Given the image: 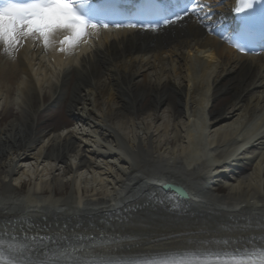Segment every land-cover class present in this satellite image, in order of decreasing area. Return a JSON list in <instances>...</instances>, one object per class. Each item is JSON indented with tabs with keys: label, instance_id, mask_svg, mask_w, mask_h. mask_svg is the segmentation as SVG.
Masks as SVG:
<instances>
[{
	"label": "bare ground",
	"instance_id": "obj_1",
	"mask_svg": "<svg viewBox=\"0 0 264 264\" xmlns=\"http://www.w3.org/2000/svg\"><path fill=\"white\" fill-rule=\"evenodd\" d=\"M232 3L203 0L166 34L100 32L71 54L31 40L0 51V233L52 238L25 262L67 259L65 244L130 264L262 243L264 55L233 53L203 20Z\"/></svg>",
	"mask_w": 264,
	"mask_h": 264
},
{
	"label": "snow or ice",
	"instance_id": "obj_2",
	"mask_svg": "<svg viewBox=\"0 0 264 264\" xmlns=\"http://www.w3.org/2000/svg\"><path fill=\"white\" fill-rule=\"evenodd\" d=\"M257 4L264 10V0H237L235 10L237 13L248 12ZM205 7L207 5H201L200 0H196L191 8L186 7L182 13L175 14V19H167L164 23L175 24L190 14L199 16ZM99 11L94 0H28L25 3L17 0H0V51L15 58L14 54L31 40L33 43H40L46 51L55 48L60 53L71 54L82 44H87L91 38L97 37L101 30H108L109 24L97 18ZM116 27L135 29L138 25L117 24ZM147 30L157 29L150 26ZM236 47L238 51L243 52L242 47L239 45ZM34 243L37 242L34 240ZM38 243L43 244V239ZM23 247L14 248L9 245L8 250L20 251ZM39 251L43 254L44 249L41 248ZM0 264H55V261L25 262L15 257L9 258L5 255V246L0 244ZM83 264L102 262L84 261ZM130 264H264V238L262 243L253 247L236 248L232 251L227 249L220 252L206 251L203 254L193 252L165 255L160 259L136 260Z\"/></svg>",
	"mask_w": 264,
	"mask_h": 264
},
{
	"label": "rangeland",
	"instance_id": "obj_3",
	"mask_svg": "<svg viewBox=\"0 0 264 264\" xmlns=\"http://www.w3.org/2000/svg\"><path fill=\"white\" fill-rule=\"evenodd\" d=\"M140 80H142V78H140L138 81H140ZM141 85V84H140ZM140 85H139V87H140ZM152 100V97L151 96H147V99L145 100V101H143L142 102V105H147L150 101ZM217 100H219V102L217 103V105H215V102L212 104V105H214V107H213V110L212 111H215L216 109H221L223 106H224V104L226 103V101H228V97H227V99H226V96L224 95V94H222L221 96H219L218 98H217ZM61 118L63 119V117L61 116ZM71 118V117H70ZM141 118V117H140ZM257 152H258V150H255L254 151V149L252 150V151H250V155H249V157L250 158H252L253 156H255L256 154H257ZM242 166H248L246 163H244V164H242ZM230 170H233V169H230ZM228 173V172H227ZM246 173H249V172H245V174ZM230 175V174H229ZM229 181V180H228ZM229 182H231V181H229ZM27 189H28V187L27 186H25V188H24V190H22V193H20V195H23L24 194V191H27ZM71 191V188H68V190H67V192H70ZM228 192V189H227V187L226 186H222V188H221V191H220V194H225V193H227ZM145 205H147V204H145ZM142 207H143V205H142ZM141 209V208H140ZM146 213V212H145ZM140 214H141V211H140ZM146 215H147V213H146ZM143 216V215H142ZM149 234H151V233H148V234H145L144 236H142L143 238L145 237V238H147V236L149 235ZM125 246H126V244H124ZM121 248H123L124 250H125V252L126 253H130L129 252V248L130 247H119L118 249H121ZM136 248H138V245H136Z\"/></svg>",
	"mask_w": 264,
	"mask_h": 264
},
{
	"label": "water",
	"instance_id": "obj_4",
	"mask_svg": "<svg viewBox=\"0 0 264 264\" xmlns=\"http://www.w3.org/2000/svg\"><path fill=\"white\" fill-rule=\"evenodd\" d=\"M168 188H171L173 191H175L177 194H179L181 197L186 198V193L182 188L174 187V186H168Z\"/></svg>",
	"mask_w": 264,
	"mask_h": 264
}]
</instances>
